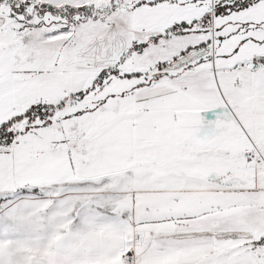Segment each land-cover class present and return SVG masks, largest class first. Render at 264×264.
<instances>
[{
  "label": "snow or ice",
  "instance_id": "6c2138e0",
  "mask_svg": "<svg viewBox=\"0 0 264 264\" xmlns=\"http://www.w3.org/2000/svg\"><path fill=\"white\" fill-rule=\"evenodd\" d=\"M0 264H264V0H0Z\"/></svg>",
  "mask_w": 264,
  "mask_h": 264
}]
</instances>
